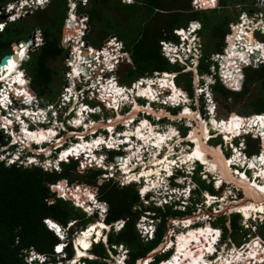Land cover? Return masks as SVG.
Masks as SVG:
<instances>
[{"label":"trees","instance_id":"obj_1","mask_svg":"<svg viewBox=\"0 0 264 264\" xmlns=\"http://www.w3.org/2000/svg\"><path fill=\"white\" fill-rule=\"evenodd\" d=\"M6 1L7 0H0V4H3ZM191 1L192 0H135V3L133 4H124L119 0H90V7L86 8L84 12L88 13L90 23L96 24L98 21L102 23L104 22L105 31H110L111 28H114L116 35L124 41L125 48L129 51L132 59V65L127 63L121 64V66L125 65V67L123 66L124 71H126L127 68L128 73L126 74L129 75L127 78H137L150 75L154 71L160 72L173 70V66L160 53L159 39L173 37V35H171L173 28L186 25L191 20H200L202 23V29H207V27L211 26V38L215 44L214 49L211 51H207V48L204 46L202 47L203 57L200 60L199 72L208 73L209 65L212 63V61L208 59L209 54L214 51L222 53L224 36L229 31V23L231 20L229 16L226 15L222 18L219 17L216 19L215 15L208 16L206 14L207 11L205 10H192ZM66 3L67 0H51L50 4L45 9H40L41 11L37 10L47 15L46 22L37 24L33 23L34 26H38L41 29L44 41L41 46L30 51L28 60L23 62V67L25 68L26 73L31 77V86L34 91H36L38 95L45 96L49 100L53 99L55 94H57L56 87L51 86V84L53 85V79L57 76L58 72L56 67H52L49 64V61L54 60L57 57L62 58L65 51L60 45V38L61 26L67 9ZM236 3H242L243 5L244 3L248 4L249 1L217 0V3H215L213 8H209V10H212L213 13L216 14L218 9L216 7L219 6V9H221L226 5H235ZM107 4L109 7L134 14V18L137 12L142 13L140 17V25L133 30L134 35L131 36V39H126L123 36L121 37L122 28L124 29V26L116 25L111 20L106 19L101 15L102 9L108 7ZM208 4L211 5L210 0L207 1V5ZM38 17L37 14H34L27 17V19L33 20V18ZM23 22L24 19L22 18L0 29V58L9 52L11 47L19 40L28 38L29 30H23L20 27L23 25ZM67 23L70 28L77 29V25L71 26L72 19L69 18ZM76 37H78L77 34L74 38ZM22 45H24V43H22ZM228 45L226 53L229 54V57L226 58H229L227 61L231 64L233 58H236V56L232 57L230 52L236 54V50H233L232 41ZM245 52L246 51H242L243 56L245 55ZM237 56L239 55L237 54ZM224 61L226 64V59H224ZM9 62L11 64L18 63L14 62L13 59H10ZM85 67L86 66H84V68ZM88 69L89 67L86 69V72ZM222 71H224L227 77L232 71L235 72L236 70L234 65H230ZM233 72L231 75L235 76ZM243 73L244 80L242 87L239 90L229 89L217 80L212 87L215 100L223 102L225 107L230 109L229 112L232 111L231 106H235L237 103L242 102V104L251 106L252 113H264V63H261L257 67H245ZM118 74L121 75L120 71H118ZM184 74L185 73H180L177 75V83H179V77ZM170 76V74L167 75V77ZM17 77L20 78V73L14 76L9 75L7 77L10 81V85H12L14 81H17ZM120 78L122 81H126V78L123 75L120 76ZM142 81L143 83H148V81ZM237 82H239V80ZM140 84L142 86V83ZM112 85L113 83H107L106 86L100 88L101 90H99V93L103 94L104 97L109 93H114L115 88ZM115 87L117 86L115 85ZM159 87H161L160 84ZM254 87L256 88L257 93L251 94L250 96ZM142 88L147 89L153 94L150 84L147 87ZM173 89L174 88H172V90ZM185 89L188 92V95L192 97L193 85L190 73L187 74ZM28 94H31V92L29 91ZM177 101L178 97L176 102ZM262 117H264V114L261 115V118ZM251 119L252 117H250V123ZM242 122L244 123L242 120L231 121V126L233 123L232 129H235L236 125H242ZM248 130L254 132V129L251 126ZM50 132L51 131H49V133ZM41 135L42 134L39 132L35 134V136L38 137ZM191 137L190 133L189 138ZM244 137H247V148L245 151L248 154L256 152L257 149L252 148L251 144L252 140L255 144V140L250 138V133L248 131L245 133ZM0 138H2L1 134ZM230 139L231 138L227 140ZM263 141L264 135H262V138L259 140L260 149L257 152L259 154L264 153ZM139 146L144 147L145 145L142 142V144L139 143ZM72 155L73 154H71V156ZM250 158H252L253 161H259L262 157L253 154ZM122 161L123 157H120L118 159L119 165L122 164ZM61 167L62 169L60 171H48L38 166L24 167L17 166L16 164L5 165L0 162V264H25L22 251L30 247L46 253L56 251V244L60 241L53 231L45 226L42 220L43 218L50 217L64 225L70 219H75L82 228L91 221L92 218L86 217L85 213L80 208L75 207L69 199H62L60 194L53 189V186L58 184L56 182L60 179H66L71 183L78 177L77 161L75 159H71L68 163H63ZM100 172V170L91 169L88 173V177L94 180ZM60 185L61 188L58 190H64L63 184L61 183ZM201 186L202 188L209 190L211 193H216L211 184L202 183ZM82 190L83 189H81L80 192L74 193V197L78 201H84L87 198L83 197ZM98 193L100 198L106 200L109 205V210L105 218L107 224L122 218H126V220L123 227H121L116 233L113 231L108 233V245L101 240L93 242L92 238L95 237L93 233L89 237H83L82 233L84 232V228L81 229L82 232L77 231L73 235L75 243L74 256L76 255V250L82 248V251H78L85 253L83 257H93L92 253L99 257L94 259L86 258L85 261L89 264H104L105 262L100 258L109 257L108 249L114 250L112 247L113 243H124L127 245L129 248L127 263L135 264L138 258L145 256L162 240L165 229V217L169 213L182 214L180 211L170 212V209H166V211H164L165 213L162 212L161 214L162 222L157 229L155 239L143 242L135 229V221L141 213L137 208L134 209V206H138V203H140L136 189L133 186L118 187L115 183L104 181L102 184L98 185ZM196 193H199V190H197ZM191 210L192 209L189 207L187 211L191 212ZM237 218V214H231L229 217L234 229L239 226L236 221ZM226 220L227 218H220L216 221L214 220L223 225L225 233L228 230L225 226ZM98 222L104 224L101 220H98ZM93 225L96 226V221L88 224L86 231ZM192 227L195 228L198 227V225H192ZM99 229L100 227L96 226L94 232ZM77 239H83L86 243H89L91 253L88 251L89 248L84 249L80 244H77ZM258 244L264 248V244L261 243L260 239L258 240ZM65 251L68 258L73 253L70 240L67 241ZM168 254L169 253L155 256V261L151 264H156L159 260L166 258ZM257 254L262 256L260 254V249L258 248Z\"/></svg>","mask_w":264,"mask_h":264},{"label":"clouds","instance_id":"obj_2","mask_svg":"<svg viewBox=\"0 0 264 264\" xmlns=\"http://www.w3.org/2000/svg\"><path fill=\"white\" fill-rule=\"evenodd\" d=\"M26 1H27V3L31 2L32 7L30 9H38L39 10V9H43L44 8L43 6H41L42 4H38L36 2V0H33V2L30 1V0H26ZM88 1L89 0H69V1L67 0V3H66L67 9H66V11L68 10V14L70 15L72 13V10L75 9V7H77V6L78 7L86 6V3ZM47 2H48V0H45L44 4H46ZM50 2H51V0L49 1L48 5L50 4ZM124 2L127 3V4H132L133 2H135V0H130V1L124 0ZM27 3H24V5L27 6ZM72 4H73V7L71 6ZM250 4L246 3L247 7H243L242 3H236L235 5H241V8H243V9L247 8V10H249V9H251V5ZM235 5H234V7H236ZM207 9H209V8H207ZM28 10H27V12H28ZM203 10H205V9H203ZM8 17H10V16L7 13L4 12L2 20H5L6 23H8V24L15 22L17 19L18 20L22 19V18H20L21 15L19 17H16L15 19H11V20H10V18L8 19ZM66 21H67V19H66ZM192 21L199 22L201 24V27L199 29H195L191 33H188L186 31V27H188L189 23L192 22ZM79 22H80V20H79ZM230 22H232V21H230ZM66 23L64 24L65 26H66ZM86 24H87V22H86ZM64 25L62 24V26H64ZM62 26H61V29H62ZM33 28L31 30H33ZM180 29H182L183 32H179L178 33V32L175 31V30L180 31ZM31 30H29V32ZM39 30H40L41 35H42V31H41L40 28H39ZM74 30L76 31V29H74ZM201 30H202L201 21L200 20H191L186 25L178 26L176 28H173L172 29V33H171V35H173V37H167V38L159 39L158 43H159L160 53L173 66L174 69L171 70V71H160V72L154 71V72H157V75L156 76H152V77L150 75L137 77L133 84H135V82H139L140 80H145L146 81V80H149L150 78H152V79L153 78H157L158 79L159 77H162V74L168 73V72H169L168 74H174L172 79H173V84L175 86H177L176 82H175V78L177 77V75L180 74V73H186L188 71H190L192 73V76H194L193 72H196L197 75H199L201 77V79L204 76L207 77V78H210V80L208 82H205L203 80V82L200 83L201 86L198 87V90H199L198 91V96H199V98H202V99L204 98L206 103L212 104V106H213L211 111H209L208 107L206 108L208 118H206V116H202L201 115L203 120L209 121L210 118L213 117L214 112H215V108H216V105L213 102L212 87L217 82V80L220 81L223 85H224V83L222 82V79H221V77L219 75L220 70H219V64H218L217 60H214V59L210 58L212 53L213 54L217 53L215 51L214 52H210V54H209V58L208 59L212 61V63H210V65H209V72L208 73L207 72H204V73H200L199 72L200 60L203 57V49H202L203 46H202V42H201V39H200L201 36L199 34V32ZM32 33L31 34L29 33V36H28L27 39H21V41L24 42V41L28 40L30 38V36L32 38L33 37ZM70 33H72V32H70ZM75 33H77V31ZM75 33H72V34L76 35ZM228 33L229 32H227L226 34H228ZM180 35H183V39L182 40L180 39ZM84 36H85V32L81 36L79 35L78 37H76V39H74L72 42L67 43V44L71 45L70 50H72L74 52H77L78 49H80L81 53L79 55L82 54L84 58L85 57H90L89 59H90V61L92 63V61H94V56L96 54L95 51L99 50L100 48H102L103 53L100 54V56L102 57V60L104 59L103 57L106 58V56H107V55H105V53L108 54L110 52V56L111 57L113 55H116L123 62L127 60L126 63L132 64V59H131L130 53L125 48V44H122V43L120 44V42L123 41L121 38L118 37L119 39H117L116 36L115 37H111V38H115L114 40H110L111 38H108L99 47H96V46H93V45L89 44L87 41L85 42V39H83ZM194 36H196L198 38V40H199V45L200 46L198 47V50L201 53V55L199 57H196L194 55V53H196L194 51V48H193V45H192ZM42 40H43V35H42ZM108 40H110L109 44H108ZM62 41H61V38H60V45L65 50L64 51V56H62V58L66 59V61H67V59L72 60L73 58H72V56H70V53H67L68 50L65 48V45L63 46L61 44ZM112 41H115V43L114 44L111 43ZM167 41H170V42H172V43H174L176 45V47H177L176 51H171L169 48H165L164 47V45H165V43H167ZM162 42H164V43H162ZM81 43H83V45H81ZM123 43H124V41H123ZM42 44H43V42L39 46H41ZM117 45H119V47H117ZM38 47H36V48H38ZM36 48H33V49L35 50ZM90 48L92 50H90ZM111 48H116L117 50L114 51ZM224 48H225V39H224V46H223L222 49L224 50ZM30 51H32V50H30ZM121 52H125L126 54L123 55V56H119L118 53H121ZM12 53H13L12 50H10L6 54L11 55ZM222 53H224V51H222ZM222 53H219V54H222ZM176 54L178 56H175ZM5 55H3V56H5ZM173 58H174V60H172ZM89 59H87V60H89ZM19 60H20V58H19ZM20 62H21V64H18V65H21V67L20 68L17 67L18 71L20 72V74L22 73L23 77L27 80L28 89L31 92V94L34 93V92L36 93V91H34V89L31 86V77L26 73V70L23 67V62L24 61L20 60ZM81 62L82 61H78L76 59H73L72 63H68V61H67L68 70L66 71V73H70L71 74L74 83H73V86H72V84L69 85V81H68V84H66V85H69V87L71 89L70 94L74 95V97H75L74 98L75 99L74 103L72 101L71 96H70L69 100H67V101L62 99L65 102V103H62L61 102V94L60 93H59V100H57L55 102L53 101V99L49 100L45 96L38 95L37 93L33 94V95L27 93V96H31L33 99L29 103H25L24 101L27 99V96L23 95L24 92L21 95L13 94L12 91L9 90V88H6V91H4V92H0V101L5 95H7L8 99L12 101V103H8L7 101H4V103L0 104V117H3L7 122L11 121L10 124L9 123L4 124L1 121V119H0V124H4L5 125V128L4 127H0V134L2 136V138H0V156L3 157V159H0V162H2L5 165L16 164L17 166H24V167L38 166V167L43 168L40 163L42 161H49L52 164L51 169H44L43 168L44 170L60 171L62 169V167H61L62 164L63 163H68L71 159H75L77 161V168H80V164H84L85 165V162L88 163L89 159H91L92 156H95V155L96 156H104V155H106L107 157L104 160V164L103 165H105L107 167H105V166L101 167L100 165L99 166H95V167L85 166L83 169H86V170H88V169L89 170H91V169L92 170H100L101 172H100L99 175H103V176L107 175V177H108L107 180H109V181L112 180V183H115L117 185L116 181H113L114 180V173H116L117 171H120V169H119L120 166H118L117 161H115V157H118V158L124 157V155L126 153L125 146H127L128 142L127 143H123V142L120 143L119 144L120 147L118 149H115L114 147L113 148H107L106 145H105V147H103L101 145V146L97 147L98 149H94V153H92V152H90V153L89 152H86V153L80 152V156L72 155V156H69V158H67V159H65L63 161L60 160V156H61V154L63 152L67 151L70 146L73 147V145H75V142L78 143L80 141L77 137L74 136V133L75 132H79L80 130L84 129V127H82L81 129H73L74 127L71 124H68L66 122V118L63 115V113L65 112L67 107L69 105H71V104L74 106V108L80 107V103L81 104H88L89 107H92V106L93 107L94 106L97 107L96 105H99V107H100L101 105L106 104V102L103 101L104 100L103 98L101 100L99 99V97L97 95V92L99 90H101L100 88L103 87L105 85V83H108L109 79H111L112 82L117 84L118 87L123 88L125 90L124 94H128V96H129V94H134L131 97H127V100H124L123 101V105L121 107H119L120 108V112L123 115L128 113V112H130L134 104L137 107H141L142 108L137 113V115L133 118L134 122L131 121V124H129V125H132V127L138 126L140 121H142L144 118H146V120L149 121V124H152V122H151V120L149 118V116H151V114L146 113V112H148L147 110H145L146 108L153 109L155 111V113H159V112H156L158 110H164L166 112V114L165 115H161V117L167 116V113H170V111H171L170 109H175L176 110V111L175 110L171 111L170 115H175V114L179 115L182 112V110L185 108L184 106L186 104L189 107H191L192 110L195 112V109L192 107L191 103H188V99L190 97H189L187 91H184L182 88H180L178 86H177V89L179 90V93H182V95H178L179 101L176 104H171L167 100V97L170 96L169 93L172 92V89L169 86L165 87V88H162V89H160L161 87H157V89H158V90H156L158 92L157 96H153V97H155V99H153V98L148 99L146 97V95H144V96L138 95V93H136L135 87L133 88L132 86L122 85L121 83H118L117 80L114 77H112V72L114 71V68L116 67L115 65L117 63H119L120 61L119 62L118 61L114 62L113 60H111V61H109V64L106 63V62H100V65L102 67H104V68H106L105 67L106 65H108V66L111 65L112 66L111 68L109 67L110 69L106 68L107 74L104 75L105 76L104 79L103 78L99 79L97 76H93V75L89 76V77L88 76H80L81 74L79 75V73H77V71H78L77 65L81 64L80 67H82L83 64ZM121 64H123V63H120L119 65H121ZM211 65L214 66V69H215V73L212 74V76L210 75L211 74V70H210V66ZM193 68H195V71L193 70ZM88 71H89V69H88ZM87 72H86V67L84 68V66H83L82 73L85 74ZM96 72H99V71H96ZM24 74H25V76H24ZM242 74H243V80H244V73L242 72ZM2 75H0V76H2ZM84 77H88L90 79L92 78L91 80L90 79L87 80V83H86L87 87L86 88H83L82 84L80 82L82 80V78H84ZM106 78H107V80H106ZM26 80H25V82H26ZM243 80H242L241 85H240L239 88H233L232 90L241 89ZM92 81H94L95 83L93 84ZM53 82H54V79H53ZM2 85L7 86V84H6L4 79L0 80V87ZM192 85H193V83H192ZM51 86L54 87V85H52V84H51ZM225 87H227V86H225ZM193 88H194V86H193ZM79 90L83 91V94L85 95L84 98H81V95L78 92ZM131 90H134V91L131 93ZM57 94H58V92H57ZM36 95L38 97H43V99H46V101L40 102L39 98ZM195 95H196L195 91H193V98H194ZM141 97L144 98V100H146V104L139 103V101H141V99H142ZM36 99H37V101H35ZM87 99L94 100V101L96 99V100H98V103L91 105L90 103H88L86 101ZM165 101L167 103H165ZM151 102H153V104H155V103L161 104L164 107H159L158 108V107L154 106ZM49 105H51V106H49ZM20 108H25V109L32 110V111L36 110L37 113H36V115L33 116L35 120L32 121V118L28 117V115H25L24 111L20 112ZM52 110H54L56 113L52 114ZM111 110H113V109H111ZM97 112L98 113H96V111H92L90 114L98 115L99 111H97ZM142 114H143V117H140V115H142ZM211 114H212V116H211ZM260 114H262V113H259V114L250 113L248 115H243V118L244 119H249L250 117H256L257 115H260ZM111 116L115 117V114H113ZM155 117L160 118L157 115H155L153 118H155ZM175 118H177V117H175ZM175 118H172V120L174 122L176 121ZM93 119H95V118H93ZM179 119H180L179 122H180L181 125H184L185 127H187V129L191 128V126L188 127V125H189V123H188L189 120L188 119H186V118L185 119L179 118ZM20 120H23V122H21ZM84 120L88 121V119L86 117H85ZM95 120H96L95 122H99V118H96ZM192 120H194V119H192ZM108 121H109V116L103 122H108ZM27 122H28L27 130H33V129L36 130V129L39 128V130L42 129L43 131H45L47 133H49V131L51 130V133L54 132V133H56V135L55 136L50 135L48 139H45V141H47V142H43L42 141L40 143H37L35 141L32 142V139H30L31 141H29L27 139V137L25 136V134L23 133L24 129H26L24 124L27 123ZM34 122H35V124H34ZM58 122H62L63 125L66 127V129L65 130L62 129L59 126ZM119 122H122V121H119ZM158 122L160 124L165 125L166 126L165 128H166L167 131L169 129H171V128L167 129L168 127H171L170 124H166V123L162 122L161 120L160 121H156L154 123V126L157 127L158 129L160 128V126H157ZM122 127H123V129H125L126 128L125 124H122ZM240 127L245 129L244 125H241ZM115 128H117V126H115ZM172 128L176 131V133H178L179 137H181V142H182L183 146H188L189 144H191L192 146L195 145V142L192 141L189 138V136H187V134L185 132L180 133L179 130L176 127H172ZM87 130H91V129H87ZM93 130L95 131V134H92L89 131L88 133L84 134L85 138H82V140H86V142L87 141H91V139L94 136L96 137V136H98L100 134V135H105V137H106V133L107 134L109 133L108 128L104 129L105 133H100V132L96 133L98 131L97 127H95ZM214 130H215L214 134H213V132H211L210 135H212V136L209 137V135H208V138L206 139V142L208 143L209 141H211L209 139L215 138V139L219 140L215 144H220V146H222L225 143V145L230 148V153L226 154L225 152H223V150H220V151H221V154L224 156L226 161H228L230 159V157L234 153V151H238L241 154L240 157H243L244 161H247L246 159L250 158L253 154H256L258 152V150H257L256 152L247 155L245 153V151H244L245 148H246V144H245L244 140H239V141L235 142L230 137L231 139L228 142V140L225 138L227 136H230L227 133L228 130H221V128H219V127L215 128ZM123 131H121L120 135H122ZM246 131H248L250 133V136L252 137V139H257L258 145H259L258 147H260V144H259L260 143L259 142L260 133L257 132L258 134H256L252 130H246ZM90 134H92V135H90ZM15 136H17V139H15ZM119 136H117V137H119ZM136 137L137 136L135 134H133L131 140L135 141ZM57 138H61V142H59L58 145L56 143ZM122 138H125V137H121V139ZM104 140H105V138H104ZM174 140H175V137H173V139H170L169 141L171 143ZM13 141H15V142H13ZM169 141L164 143V146H162L161 149L159 150L158 155L160 157L163 156L166 153V150H167L168 146H172V145H170ZM39 144H43V145L39 146ZM241 144H243L244 147H241ZM51 146H53L54 149L48 153L47 150ZM43 148H45V151L42 152L41 149H43ZM56 153L58 154V157H55ZM110 153H111V155H110ZM12 154H15L16 156L14 157V156H12ZM87 154H91L92 156H88ZM108 155H110L111 158ZM31 157H34V158L36 157L37 161L33 160V163L28 162V159H30ZM38 157H42V159L38 160ZM191 163L193 164V166H191L190 169L186 170V169L183 168V165H185L186 162H183V163L179 164V162L176 161L175 164H172L171 170L170 171L167 170V172L164 174L165 177H163V178L166 179V182H164V180L157 181L155 186H153V187L149 186L147 188L149 191L147 193H144L143 195L141 194V191H140L141 188H144V187L140 186L141 185V183H140L141 180H139L140 182H138V181L134 182V184H138L139 183L138 187L136 188V191H137V193L139 195L140 203H138V206H136V205L134 206V209L137 208L141 212L139 214L138 218L135 221V229H136V232H137V234L139 236L148 237L153 232L156 233L158 227L161 225V222H162V215L161 214H162V212L166 211V209H170V212L171 211H180L182 214H180V213H178V214H170L169 213L165 217V220L183 219L185 216H188V215L190 216L191 213L194 214L195 210H197V209H199V211L201 209H204V207L206 206V205H204V203L206 202V199L203 198V195L206 192H210V191L207 190V189L202 191L200 189V187H199V184L193 179L194 175H196L200 171V167H203V173L205 174L206 179L208 177H210V179H211L210 184L213 187V190L216 192L215 194L210 192L211 195L212 196H216V197H217V195H219V192H218L217 188H218V186L221 187L224 184V182H223V184H222V182L217 184V181L220 179L219 176L217 174H215L214 172H209L206 169H204L206 167V165L204 163H202L200 160H197V162H191ZM247 165L248 164H246L244 166V164L240 165V164H237V163H233L230 166L228 165V168L233 170L232 173L237 172V173L241 174L243 172H247L249 175H251L252 171H251L250 168L247 167ZM140 169H141V167H137V172ZM169 173H172V175H169ZM119 177H120L119 181L120 182L121 181L124 182L123 178L121 176H119ZM61 180H66V179H60L57 182H59ZM143 184L145 185V183H143ZM66 186H68V184H66ZM118 187H125V182H124L123 185H121L119 183ZM55 190L60 194L62 199H69L75 207L80 208L85 213L86 217L92 218L91 221H94V220L98 221V219H96L97 214H100V215L103 214V221L102 222L105 225H108L109 229H107V233H105L106 228H103L102 237L104 238V235H106V239H104L105 240L104 243L106 245H108L107 244L108 233L111 232V231L116 233L118 231V230H114L113 229L115 227V226H113L114 222L108 223V224L105 222V218H106L108 210H109L108 202L106 200L100 198L98 192L96 194L95 192H90L89 191L88 193H89V195H91L93 197L92 199L88 198L85 201H78L74 196H72L71 194H68V192H67L68 190H65V187H64V190H62V189L60 191L58 189H55ZM197 190H199V193H196ZM224 193H226V192H224ZM196 196H198L197 199H196ZM199 203H201L202 206H200L197 209H193L195 207V205H198ZM98 204L104 206L102 210L97 208ZM216 204H217L218 208L221 205L219 203V201H214L213 200V205L215 206ZM92 205L94 207V211H93L92 214H88L87 211L90 208V206H92ZM213 205H212L211 208H213ZM189 207L192 209L191 212L187 211ZM206 209H207V207H206ZM208 211H209V209L205 210L204 212H206L208 214ZM231 214H237L238 217H239V215L242 216V213L240 211H234V213H231ZM207 216H209V215H207ZM209 217H211V216H209ZM211 218H213V217H211ZM242 218H244V217L242 216ZM122 219H124V222H125L126 218H122ZM42 220H43V223L45 224V226L49 230L53 231V233L58 237L60 242L56 244V248H57L58 245H64V248H63V250L61 252L55 251V252H51V253L40 252V251H37L36 249H34L33 247L27 248V249L22 251V255H23V258H24L23 260L25 261V264H73V257H74V252H75V249H74L75 248V243L73 242L74 241V238H73L74 234L71 231V229L73 227H75V225L77 224V220L70 219L65 225L61 224L57 220H55L53 218H50V217L43 218ZM48 220H51L53 223L57 224L58 227H60V229H61V234L60 235L56 234L55 229L49 228L48 224L46 223V221H48ZM194 220L191 221L190 224L187 223V224H182V225H184V227L188 228L190 225H193V224H196V223L199 222V221H194ZM73 222H75V223H73ZM167 222L168 221H165L164 236H163V238L161 240V243H163V241L166 238V232H167L166 224H167ZM88 224H86V226H88ZM139 224H141V225H139ZM226 224H229V220L228 221L226 220ZM70 225H71V227H69ZM86 226L83 227V228H86ZM141 226H143V227H141ZM208 226H213V225L208 223ZM83 228H81V229H83ZM81 229L78 230V231L82 232ZM145 229H147V231H145ZM211 230L214 231L215 235H216L217 232H219V231H217L214 228H211ZM142 231H144V235H142ZM75 232H77V231H75ZM186 233H187V231H186ZM219 234H220L219 236H217V235L215 236L214 235L215 239L213 237H211V236H208V238L204 237V239H200L199 240L200 243H195L194 244L193 248H197L199 246H204V245L208 244V246L210 245L211 248H215L216 249L215 252H210L209 251V252L203 253L201 255V257L198 258L199 259V264H218V263L222 264L223 263L221 259H218V257L219 256L222 257L223 254L226 255L227 248H225V246H223V240H222L223 232L222 233L219 232ZM92 239H93L92 240L93 242H98V241L95 240V237L92 238ZM68 240L71 241V246H72V249L74 250V252L72 253V255L69 258L66 256V251H65V248L67 246V241ZM214 240H215V243H213ZM229 240L231 241L230 237H229ZM92 243H91V246H92ZM174 243L176 244L175 241H174ZM160 244H158L155 248H153L148 253L152 252L155 249H158ZM251 245L254 248H256V246L258 244H251ZM112 247H113V249H115V248L119 247V244L118 243H113ZM175 247L176 246H173V244H172V247L168 246V247H165L164 249H162L161 251H166L169 254H168V256L166 258L159 260L156 264L167 263L170 258H172V257H174L176 255L178 257H180L181 254H177L176 253L177 250H176ZM90 249L91 248L88 249L89 252H90ZM236 249H238V247ZM124 250L120 254H116L114 252V250L108 249V252L110 251L109 252V257L111 255L112 259L114 260V261H112L110 259L113 262V264H128L127 263V259L129 257V249L127 250V254H124L125 253ZM224 250H225V253L223 252ZM249 250H250V248H249ZM148 253L145 256L138 258L136 260V263H137V261H140L142 258L146 257L145 260L148 259V256H147ZM200 254L201 253H199V251L196 249L195 253L191 257L183 259V256H182L180 258V261L177 264H188V261L191 260L193 256L196 255L197 257H199ZM157 255H158L157 252L154 253L149 258L148 261L143 260L144 263L142 262V264H151L152 262L155 261V256H157ZM92 256L93 257H88L87 256V257L79 258V260L77 262H75V264H85V259L86 258L87 259L99 258L93 253H92ZM40 257H43L44 259L41 260ZM109 257L100 258V259L105 261L104 259H108ZM224 259H227V261H228L229 260V256L224 257ZM226 264H242V263L229 260V262L226 263Z\"/></svg>","mask_w":264,"mask_h":264},{"label":"rangeland","instance_id":"obj_3","mask_svg":"<svg viewBox=\"0 0 264 264\" xmlns=\"http://www.w3.org/2000/svg\"><path fill=\"white\" fill-rule=\"evenodd\" d=\"M49 1L50 0H48V2L46 3V4H42L41 6H43L44 8L43 9H45L47 6H48V3H49ZM69 1V0H68ZM121 3H124V4H127V3H125L124 2V0H119ZM133 3H135V2H133ZM132 3V4H133ZM3 5H5V2L3 3ZM72 7H73V4L71 5ZM107 6L108 7H104L103 9H102V11H101V15L104 17V18H106V19H109V20H111L113 23H115L116 25H121V26H124V29L122 28V33H121V37L123 36L124 38H126V39H131V36H133L134 35V32H133V30L138 26V25H140V17H141V15H142V13H140V12H137V14L135 15V18L133 17L134 16V14H130L128 11H126V12H124L123 10L121 11V10H119V9H116V8H113V7H109V5L107 4ZM90 7V0L86 3V6H81V7H75V9H73L72 10V13L69 15L68 14V10L65 12V15H64V18H63V22H62V24L64 25L65 23H66V19H68V18H70V19H72V17L71 16H74L75 15V17L78 19V22H79V20H81L82 18H85V17H87V20H86V22H87V24H86V29H85V36H84V38L83 39H85V42L87 41L89 44H91V45H93V46H96V47H99L106 39H108V38H111V37H117V39H119L118 38V35H116V33H115V29L114 28H111V30L110 31H105V23L103 22H96V24H92V23H90L89 22V18H88V13H85L84 11H85V9L86 8H89ZM216 8H218L217 9V12H216V14H214L213 13V11L212 10H209V9H205V11H207L206 12V14L208 15V16H211V15H215V18L216 19H218L219 17L220 18H222L224 15H226V16H229V18H230V20L232 21V22H235L236 20H237V15H238V13H239V10L241 9V7H234V4H229V5H226V6H224V7H222L221 9H219V6L218 7H216ZM245 10H247V8H244ZM38 9H29L28 10V12L27 13H24V12H22V14H21V17L20 18H23L24 19V22H23V25L22 26H20L21 27V29H23V30H31L33 27H34V24L33 23H44V22H46V14L45 13H42V12H39V11H37ZM40 10V9H39ZM200 10H203V8L202 9H199L198 11H200ZM37 11V12H36ZM41 11V10H40ZM1 10H0V16H1V18H0V21H2V18H3V14H1ZM36 15L37 14V16H39L38 18H33V20H28L27 19V17H29V16H31V15ZM102 17V18H103ZM103 18V19H104ZM18 20V19H17ZM70 23V22H69ZM4 26H7L8 25V23H4L3 24ZM73 25H75L74 24V22L72 21V24H71V26H73ZM79 27V25H77V28ZM35 30H39V27L38 26H35L34 28H33V30H31L29 33L31 34L33 31H35ZM106 32V33H105ZM229 32V31H228ZM104 33H105V35H104ZM199 34H200V39H201V42H202V46H204V47H206L207 48V51H211V50H213L214 49V42H213V40H212V38H211V26H209V27H207V29H202L200 32H199ZM228 34H230V33H228ZM228 34H226V36L228 35ZM107 35V36H106ZM226 36H224V39H225V37ZM244 36H246V38L247 39H249V41L251 42V37H250V34H246V35H244ZM253 38L255 39V40H259V41H264V35H262V34H259L258 32H255L254 33V36H253ZM243 39V41H246V39L245 38H242ZM159 42V41H158ZM247 42V41H246ZM124 44L123 43V41H121L120 42V44ZM204 44V45H203ZM208 44V45H207ZM65 48L68 50V52L67 53H70L71 52V50H70V48H71V45H69V44H67V46H65ZM32 50H34V49H32ZM19 51V50H18ZM30 51V50H29ZM26 52V48H24V51H19V56L21 55V53H22V56L24 55V53ZM110 54H107V56H109ZM64 56V55H63ZM2 58V57H1ZM0 58V59H1ZM102 58V57H101ZM10 59H13V58H10V57H8L7 59H6V61H5V65H7V63L9 62V60ZM102 61V60H101ZM127 61V60H126ZM126 61H122V60H120V62L119 63H117L115 66V68H114V71L112 72V77H114L116 80H117V82L118 83H121L122 85H126V86H134L135 84H133L134 83V81H135V79L136 78H134V77H131V78H127L129 75H127L126 73H128L127 72V68H126V71H124V67H125V65H123V66H121V65H119L120 63H123V64H125L126 63ZM99 63V62H98ZM19 63H17V64H9L8 66H6V68H2V70L3 69H5V71L7 72L8 70H12V69H17V65H18ZM49 64L52 66V67H56L57 68V70H58V72H57V76L54 78V82H53V85H54V87H56V91L58 92V94H55V97L53 98V101L55 102V101H57V100H59V93H60V91L64 88V86L66 85V84H68V78L66 77V71L68 70V67H67V61H66V59H64V58H61V57H57L56 59H54V60H51V61H49ZM128 64V63H127ZM132 65V64H131ZM106 66H108V65H106ZM212 67V65L210 66V68ZM194 70H195V68H193ZM118 71H120V74L121 75H119L118 74ZM122 71V72H121ZM190 73V75H191V77H192V83H193V86H194V88H193V91H195V96H194V98H193V96L191 97L190 95H189V99H188V103H191V105H192V107L195 109V112L193 111V110H191L190 108H185V109H188V111L187 112H185L184 111V115H183V118L182 119H188L189 121H188V123H189V125H188V127L189 126H191V128L190 129H187V127H185L184 125H181L180 124V122H179V118L180 117H178L179 115L177 114H175V115H170V113H171V111H173V110H175V109H170L169 111H170V113H167V116H164V117H161L160 116V118H157V117H155V118H153L154 116H155V114L152 112V114L148 111V112H146V113H148V114H151V116H149V118H150V120H151V122H152V124H150V125H152L151 127L148 125V123L146 122H143L141 125H139V126H136V127H132V125H130V126H128V124H126L125 125V127L126 128H129L128 130H130V133H131V135H129V136H132L133 134H136V136L138 137V140L139 141H141V142H143L144 143V148L143 147H140L139 146V143L140 142H138L137 140H135V141H133V142H131V140L129 141V143L131 144L129 147H128V151H129V156H132V160L134 161V163L135 164H139V161H147V162H149V161H152V160H154V159H158L157 161H162L163 159V161H162V163L161 164H159V168L160 167H162V168H164V169H167L168 167H166V163H169L168 161H170V157H169V154H170V150L172 149V151L173 152H175L174 153V157L175 158H173L172 160H175V161H177V162H179V164H181L180 163V161L182 160L183 162H186L185 161V159H186V157H185V153L187 152V151H190V150H192V152H193V149H192V147H194V145L192 146L191 144H189L188 146H183V144H182V142H181V137H179V135H178V133H176V131L172 128V127H176L178 130H179V132L180 133H183V132H185L186 134H187V136H189L190 135V133H191V140H194L193 139V137H194V134L195 135H198V134H200L199 136H200V140H201V143H202V146H203V148L204 149H206V152H207V155H208V159H210V161H209V164H212V163H216L217 161H215L214 162V160H220V153H219V150H223V152H225L226 154L228 153H230V148L228 147V146H226L225 145V143L222 145V146H220V144H215V143H217L219 140L218 139H215V138H211V139H209V140H211V141H209L207 144H208V146H206L205 144L203 145V142H205L206 141V139L208 138V135H209V137H211L212 135H210V133L211 132H213V134H214V132H215V130H214V128H212L211 127V129L209 130V132H208V128H210V125H211V123H209V122H207V121H205V120H203V118H202V116H206V118H208V116H207V110H206V108L208 107L209 108V111H211V109L213 108V106H212V104H209V103H206L205 102V99L203 98H199V96H198V87H200L201 86V84L200 83H202L203 82V80L205 81V82H208L209 80H210V78H207V77H203L202 79H201V77L199 76V75H197V73L196 72H193V75L194 76H192V73L190 72V71H188V72H186L184 75H181V77H179V83H177L176 82V79L178 78V76L175 78V82H176V85L178 86V87H180V88H182L184 91H186V89H185V84H186V79H187V74H189ZM88 73H85V74H83L84 76H88L87 75ZM107 74V72H105L104 73V75H106ZM10 75V73H8L7 75H6V78L8 77ZM124 76L125 78H126V81H122V79L120 78V76ZM157 75V72H152V74H150V76L152 77V76H156ZM164 75L165 74H162V78H160L157 82L160 84V86H163V87H161V89L162 88H165V86L164 85H170L171 83H172V79H171V77L173 76L172 74H171V77L169 78V77H167V78H164ZM95 76V75H94ZM145 76H148V75H145ZM197 78H196V77ZM113 78V79H114ZM21 79H23V80H26L24 77H21ZM88 79H90V78H88V77H84V78H82V80L80 81L81 82V84H82V87L83 88H86L87 87V85H86V83H87V80ZM92 79V78H91ZM90 79V80H91ZM171 79V80H170ZM131 80V81H130ZM149 80H153V81H155V80H157V78H150ZM149 80H146V81H149ZM27 81V80H26ZM71 82V80L69 81V83ZM107 82V81H106ZM140 82V81H139ZM92 83L94 84L95 82L94 81H92ZM136 83V82H135ZM138 83V82H137ZM27 84V83H26ZM139 84V87H138V90H139V92H145L146 93V96L147 97H150V98H153V96H155L154 94H152L150 91H148L147 89H144L143 88V90L141 91V88H142V86H141V84L140 83H138ZM146 84V83H145ZM158 84V85H159ZM173 84V83H172ZM7 85H9V84H7ZM107 85V83H105V85L104 86H106ZM153 86H152V83L150 84V88H152ZM168 87V86H167ZM134 88V87H133ZM174 89L172 90V93L174 94H177V92H179L178 90H177V87H173ZM228 88H230V87H228ZM21 89H23L24 91H27V89H28V87H27V85H21ZM230 89H233V88H230ZM235 90V89H234ZM28 92H29V89H28ZM148 92H150V94L148 93ZM156 92V91H155ZM154 92V93H155ZM136 93H138L137 92V90H136ZM188 93V92H187ZM257 93V90H256V88L254 87L253 89H252V91H251V93H250V96H251V94H256ZM33 94H36L35 92L34 93H32L31 95H33ZM98 94H100L99 93V91H98ZM114 94H117L116 93V91H115V89H114ZM156 94V93H155ZM171 95L170 97H173L174 99H170L171 101H173V100H175L177 97H178V95ZM104 95H107V94H104ZM37 96V95H36ZM176 98H175V97ZM249 96V97H250ZM38 97V96H37ZM39 98V101L40 102H42V101H46V99H43V97H38ZM142 98V97H141ZM199 98V99H198ZM177 100V99H176ZM175 100V101H176ZM88 103H90L91 105H93V104H96V103H98V100H96L95 99V101L94 100H89V99H87L86 100ZM213 102L215 103V105H216V108H215V112H214V116L217 118V120L219 121V120H225L226 121V123H224L225 125H229L230 123H231V121H233L234 122V120L232 119V120H230L233 116H237V117H239V119H244L243 118V115H248V114H250V113H252L251 112V106L250 105H245V104H242V102H239V103H237V105H235V106H231V109H232V111L231 112H229V110L230 109H228V107H225V105H224V103L223 102H221V101H217V100H215V98H214V95H213ZM221 102V103H220ZM139 103H144V104H146V100H144V98H142L141 99V101H139ZM152 104H153V102H151ZM172 103V102H171ZM148 105V104H147ZM146 105V106H147ZM154 106H156V107H164L163 105H161V104H158V103H155V104H153ZM153 106V107H154ZM136 105H134V109H133V111H136L135 109H136ZM189 107V106H188ZM142 108L141 107H138L137 108V111H140ZM184 109V110H185ZM97 110L99 111V114L98 115H96V114H90V113H88V114H84V116L87 118V119H89V118H99V122H95V123H106V122H103V121H105L106 120V118L109 116V119H111L112 118V116L111 115H113V114H115V116H117L118 115V113H117V111H115V112H113V111H110V109L109 108H107L106 106H105V104L104 105H101L100 107H98L97 108ZM146 110H147V108H146ZM161 111H163V110H158V111H156V112H161ZM176 111V110H175ZM119 112H120V110H119ZM138 113V112H137ZM137 113H135V114H129V116L126 118V119H129V120H132V118L133 117H135L136 115H137ZM78 116L80 117V115L82 114L81 112H80V109H79V112H78ZM120 115V114H119ZM123 114L121 113V116H122ZM125 116H127L128 114L126 113V114H124ZM202 115V116H201ZM82 116V115H81ZM187 116H189L190 118H187ZM211 116H212V114H211ZM78 117V120H81L82 121V119L81 118H83V116L81 117V118H79ZM140 117H143V114L142 115H140ZM168 117V118H167ZM175 118V117H178V118H175L176 119V121L174 122L173 120H172V118ZM198 117V118H197ZM192 119H194V120H192ZM262 119H264V117H262ZM162 121V122H164V123H166V124H170L171 125V127H168L167 129H169V128H171V129H173L174 131H175V133H176V135L174 136L175 137V140L174 141H172L171 143H170V141H169V143H170V145H172V147H171V149L169 150V152H166V154L164 155V157H160V156H158V149H159V146L160 145H162V144H164V143H166L167 141H162L160 144H158L156 147L157 148H155V151H151L150 150V147H149V145H150V142H149V137H150V135L148 134V132H153L152 130H154V129H157L158 130V128L157 127H155L154 126V123L156 122V121ZM245 120V123H243L242 125H246L245 126V129H239L238 128V131H236L235 129H232L233 130V132H231V133H229V132H227L230 136H227V137H225L226 139H229L230 137H232V135H234V134H236V133H239V132H242V134L240 135V137H238L239 139H241V140H244L245 141V144H246V148H247V142H246V139H247V137L245 138L244 137V135H245V133L247 132L246 130H248L249 128H246L248 125H249V123H250V118L249 119H244ZM116 121V120H115ZM134 122V121H133ZM141 122V121H140ZM149 122V121H148ZM229 122V123H228ZM95 123H93V124H95ZM93 124H91L92 126H94ZM122 124H125V121L124 122H117V124L115 125V126H117V128H115L116 130H119V131H123L124 129H123V127H122ZM140 124V123H139ZM147 125V130H149L148 132H146V131H144L143 132V129H144V125ZM214 124V123H213ZM253 124V123H252ZM175 125V126H174ZM225 125H223V126H225ZM91 126V127H92ZM157 126H160V128H159V132H166L167 130H166V126L165 125H163V124H160L159 122H158V124H157ZM200 126L202 127V130H200V132H197V131H195V129H197V130H199L200 129ZM203 126L205 127V128H207V129H204L203 128ZM95 127H96V125H95ZM194 127H196V128H194ZM233 127V123H232V126H231V128ZM249 127V126H248ZM82 127L80 126V127H77V128H73V129H81ZM97 128H98V131L96 132V133H98V132H100V133H105V131H104V129L105 128H108L107 126H97ZM121 128V129H120ZM125 128V129H126ZM229 128V126L227 127V129L226 130H230V129H228ZM39 129V128H38ZM137 129H139V131H140V133H137ZM173 130H168V131H172V133H173ZM191 130H192V132H191ZM24 131H26V130H24ZM84 131V129L83 130H80L79 132H78V134L80 133V132H83ZM38 131L36 130V131H34V130H30V132H28L27 133V135H25L26 137H28L29 136V140L31 139L30 137L32 136H34L35 137V134L37 133ZM40 132H42V131H40ZM84 132H88V131H84ZM256 132V129H254V133ZM32 134V135H29V134ZM172 133H170L171 135H172ZM169 134V135H170ZM142 135V136H141ZM171 135H170V137H171ZM80 136H82V135H80ZM102 136H104L105 137V135H102ZM117 135H116V131H115V133H114V143H117V137H116ZM106 137H110L109 136V134H107L106 133ZM120 137H124V136H119V140H120ZM142 137V138H141ZM238 138H236L234 141L236 142V141H238ZM250 138L252 139V137L250 136ZM261 138H262V136H261ZM32 139H34V138H32ZM37 139V138H36ZM39 139V138H38ZM130 139H131V137H130ZM173 139V138H172ZM213 139V140H212ZM109 140V139H108ZM255 140V144H254V142H253V140L251 141V144H252V148H255V149H257L258 151H259V149H260V147H258L259 145H258V141H257V139H254ZM33 141H36L35 139L33 140ZM137 141V142H136ZM197 141V140H196ZM196 141H194L195 142V144H196ZM228 142H229V140H228ZM40 145H43V144H39V146ZM147 145H148V147H147ZM257 145V146H256ZM92 146V145H91ZM91 146H90V148H91ZM169 147V146H168ZM174 147H175V150H174ZM228 147V148H227ZM219 148V149H218ZM246 148H245V150H246ZM54 148H53V146H51L50 148H49V150H47V152L49 153L50 151H52ZM187 150V151H186ZM244 150V151H245ZM147 151H149V153L147 152ZM221 152V151H220ZM238 152V151H237ZM224 153V154H225ZM239 153V152H238ZM245 153L248 155V153L245 151ZM54 154V153H53ZM127 154V151H126V153H125V155ZM135 154H138V156L135 158L134 157V155ZM234 154H236L235 153V151H234V153L232 154V156L234 155ZM143 156L142 158L143 159H139V156ZM178 155V156H177ZM241 155V154H240ZM255 155H257L258 157L260 156V155H262V154H255ZM110 158H111V156L110 155H108ZM183 157L182 159H180V157ZM212 156H214L213 158H212ZM53 157V156H52ZM55 157H58V154L56 153L55 154ZM168 158V159H167ZM212 158V159H211ZM243 158V157H242ZM42 159V157H38V160H41ZM197 159H199V158H197ZM197 159H194L193 160V162H197ZM207 159V160H208ZM200 160V159H199ZM207 160L206 161H203L204 163H206L207 162ZM166 162V163H165ZM234 162H238V161H234ZM188 163V164H187ZM135 164H131L132 165V167H131V169L129 170V171H124L125 172V174H127L129 177L130 176H137V170L135 169V167H133ZM217 164V166L218 167H220V165H219V162L218 163H216ZM81 165V164H80ZM169 165H172V163H171V161H170V164ZM168 165V166H169ZM142 166V165H141ZM141 166H139V165H136V168L137 167H141ZM191 166H193V164L191 163V161H189V158L187 159V162H186V164L185 165H183V168L184 169H186V170H188V169H190V167ZM216 166V167H217ZM254 166V167H253ZM121 167V169H122V166H120ZM152 166H150V168H151ZM170 167V166H169ZM255 173L253 174V176L254 177H256V176H259L260 174L261 175H263V178L262 179H259V180H257V179H253V178H250L246 173H243L240 177H238V178H235L236 176V172H234V174L232 173L233 172V170H229V172H230V174L231 175H233L232 177H231V180H233L236 184H234V182H230V181H227L228 183H227V187L225 188V190L223 191V192H219V195H217V198L216 199H213L214 197H208V195H210L211 196V193L209 194V193H206L207 195H205V197H207V199H208V202H209V204L210 203H212L213 202V200L214 201H219V203L221 204L220 206H219V208H218V206H217V204L214 206L213 205V208H207L206 209V206L204 207V209H201L200 211H199V209H197V208H199L200 206H202V204L201 203H199L198 205H195V207L193 208V209H197V210H195V213L194 214H190V217H189V215H188V219L187 220H191V219H194L195 218V220L194 221H199L198 223H196V224H193V225H205V226H208V223H210L211 225H215V226H210L211 228H217V229H219V228H222V230H224V227H223V225L222 224H220V223H218V222H215L216 220H219L220 218H227V221H228V219H229V217H230V215H231V213H234V207L232 206V205H236V206H238V203L239 202H249V201H254L256 204H257V202H258V200L260 201V203H263L262 201H264V196L262 197V198H257V196H255V195H252L251 194V191H247L246 190V188H244V186L239 182V179L240 178H244L247 182H248V180H247V178H250V179H252V180H255V181H257V182H260V184H264V182H263V180H264V170H262V171H260L259 169H257L258 168V166L257 167H255V165H254V163L253 162H251V164H250V166H249ZM142 168V167H141ZM154 168H155V166H154ZM136 170V172H132L133 170ZM204 169H207V168H204ZM158 169H154V173H158L159 171H157ZM89 169L88 170H86V169H83V168H77V174H78V177H77V179L75 180V181H73V182H67L66 180H61V181H59L60 182V184L62 183L63 184V186L65 187V190H68V194H71L72 196H74V193L76 192H80V191H77V189H83L82 191H83V193H82V195H84L83 197H87L85 200H87L88 198H89V191L90 192H95L96 194H97V192H98V185H100V184H102L104 181H109V180H107L108 179V177H107V175H98L94 180L93 179H90L89 177H88V173H89ZM123 172V173H124ZM200 173H203V167H200V171L196 174V175H194V176H197V175H200ZM116 174V175H115ZM114 174V180L113 181H116V183H117V185L119 186V183H120V181H119V176H121L122 177V174L121 175H119L118 174V171L116 172ZM229 174V175H230ZM259 174V175H258ZM244 175H246L245 177H244ZM151 176H153L152 174H151ZM219 176V175H218ZM162 177L163 176H161V178H153L154 179V181H156V183H157V181L158 180H161L162 179ZM220 177V176H219ZM150 178V179H149ZM149 178L147 177V179H149V180H151L152 178L149 176ZM199 178H200V176H199ZM193 179H197V177H193ZM141 180V179H140ZM201 180V179H200ZM200 180H197L198 182H199V184H200ZM125 181V180H124ZM153 181V180H152ZM59 182H57L58 184H59ZM109 182H112V180H110ZM138 182H140V181H138ZM224 182V181H223ZM223 182H222V184H223ZM220 183V179L217 181V184H219ZM249 183V182H248ZM66 184H68V186H66ZM138 185H139V183L138 184H134V182L133 183H131V184H127V183H125V186H133L135 189L138 187ZM240 185H242V186H240ZM155 186V185H154ZM238 187H240V188H237ZM244 188V189H243ZM235 189V190H234ZM249 190V189H248ZM224 192H226V193H224ZM250 192V193H249ZM220 193H222V195H220ZM224 194H225V196H224ZM86 195V196H85ZM228 195V196H227ZM222 196H224V197H227L226 199L225 198H223ZM229 197V198H228ZM198 198V196H196V199ZM84 200V201H85ZM203 202V201H202ZM226 204V206H228V207H226V209L227 210H225V209H223V208H221L223 205H225ZM263 205V204H262ZM260 208L261 207V205H258L257 204V207H253V209L252 210H254V209H256V208ZM89 209H91V211H87V213L88 214H92L93 213V211H94V207H93V205L92 206H90V208ZM88 209V210H89ZM209 209V211H208V214L206 213V212H204L205 210H208ZM225 210V211H224ZM199 213V214H198ZM214 213V214H213ZM196 214H198L197 216H192V215H196ZM207 215H209V216H211V217H213V218H211V217H209V216H207ZM96 219H98V220H101V221H103V217H102V215H100V214H97V217H96ZM244 218H242V216H240L239 215V217L236 219V221H237V223L238 224H240V222H241V220H243ZM215 220V221H214ZM166 221H168L167 222V224H166V226H167V232H166V243H167V245L169 246L170 245V241H172V240H174L175 242H177V236L178 235H180V234H183V233H186V231L188 232L189 231V229H192V226L189 228H186V227H184V225H182V224H184V222H185V220H180V219H172V220H166ZM221 221V220H220ZM93 221H89L88 223L90 224V223H92ZM87 223V224H88ZM185 224H187V223H185ZM232 224V223H231ZM230 224V225H231ZM82 227H81V225L80 224H78V222H77V224H76V226L75 227H73L72 229H71V231L73 232V234H75L76 232L75 231H78V230H80ZM198 228H200L199 226H198ZM239 230L237 231V229L235 228L234 229V227L233 226H231V227H229V229L227 230V232H226V238H225V240H224V242H223V246H225V248H228V245H230V240H229V238L227 239V237H230V239L231 240H233L232 239V235L233 234H240L241 236H246V237H248L249 238V240L245 243V244H243L244 242H243V240L244 239H242V237L241 236H236L237 237V240L238 241H240V242H242V244H239V246L240 247H238V249L236 250L235 249V251H236V253H239L240 255H244V256H246V254L248 253V248H250V246H252V245H249V244H251V243H253V244H258V240L260 239V241H261V243L262 244H264V227H261V228H259V231L257 230V232L255 233V235L254 234H250V235H247V234H245V233H247L248 231H246L245 230V228H243V227H241L240 225L237 227ZM114 230H116V228L114 227L113 228ZM83 231H85V229L83 230ZM105 233H107V229L105 230ZM93 234L95 235V240L96 241H98V240H102L103 242H105V240L103 239V237H97V234H96V232H93ZM99 235H100V233H99ZM171 237V239L172 240H169V238ZM256 238V239H255ZM256 240V243L255 242H253V241H255ZM142 241V240H141ZM168 241V242H167ZM235 241H236V239H235ZM74 242V241H73ZM161 243V241L159 242V244ZM164 243H165V240L163 241V243H161L160 244V246H162V245H164ZM159 246V247H160ZM125 247H127L128 248V246L127 245H125ZM254 248V247H253ZM129 249V248H128ZM194 250H193V252L192 253H195V251H196V249L195 248H193ZM78 250L80 251H82V248L81 249H77L76 250V255L73 257L74 259H78L79 260V258H81L82 256H78L77 255V252H78ZM232 249H229V251H231ZM235 251H233V253L235 252ZM73 252H74V250H73ZM110 252V251H109ZM156 252V250L154 251V253ZM224 253H225V250L223 251ZM232 254V253H231ZM193 254H191V252L189 253V255H188V257H191ZM230 255V253H226V255L225 254H223V258H224V256L225 257H227V256H229ZM259 256V255H258ZM59 257V256H58ZM261 257V256H260ZM148 258H150V257H148ZM114 261L113 259H112V256L110 255V257L108 258V259H104L105 261V264H113V262L111 261ZM78 260H76L75 262H77ZM102 260V259H101ZM147 260V259H146ZM145 260V261H146ZM74 261V260H73ZM143 262V261H142ZM142 262H139L138 261V263H136V264H142ZM144 263V262H143ZM85 264H89L88 262H86L85 261ZM262 264H264L263 263V261H262Z\"/></svg>","mask_w":264,"mask_h":264},{"label":"bare ground","instance_id":"obj_4","mask_svg":"<svg viewBox=\"0 0 264 264\" xmlns=\"http://www.w3.org/2000/svg\"><path fill=\"white\" fill-rule=\"evenodd\" d=\"M10 0H7L6 2H5V5H4V7H5V12L7 13V14H10ZM72 17V21L74 22V24L75 25H80V22H78V19L75 17V15L74 16H71ZM69 19V18H68ZM68 19H67V21H68ZM66 21V22H67ZM78 23V24H77ZM68 23H66V27L67 28H69V32H71V30H73V29H75V28H70V26H68L67 25ZM68 32V33H69ZM77 36H79L78 34H79V32L77 31ZM67 36H69V35H71L70 33L69 34H66ZM65 35V36H66ZM66 36V37H67ZM237 36H234V37H231L229 40H228V44L232 41V47L234 46V39L236 38ZM242 38V37H241ZM243 40V39H242ZM244 42H246V41H244ZM24 43V45H22V47L21 48H19V51H24V48H26V51H27V49H28V44H26L25 42H23ZM247 44H249V42H246ZM251 44H253V42L251 41ZM228 47V46H227ZM226 50H227V48H226ZM255 51H257L256 49H254ZM243 52H244V50H243ZM259 53H260V51H259ZM25 54V53H24ZM108 54H110V52L108 53ZM239 56H236V58H233V60H232V63L231 64H229V62L227 61L229 58H226V57H224V58H222V59H226V64H225V61H222L221 63H222V65H223V69L224 68H227V67H229L230 65H234L235 67H237L235 70L236 71H238L239 69H240V66L237 64V61L238 60H241L240 59V56H241V54H239V53H237ZM245 55H244V57H246L247 56V52H245L244 53ZM263 54H264V47H263ZM94 55V54H93ZM243 56V55H242ZM109 57V58H108ZM102 58H101V56H99V55H97V57H96V60L97 61H99V62H106V63H108L109 64V61H111V56L109 55V56H106V58H105V60L103 59L102 61ZM20 62V60L18 61V63ZM10 64V62H8L7 63V65H4V66H1V68H0V70H2V68L4 67V68H6V66H8ZM227 65V66H226ZM224 66H226V67H224ZM222 69V70H223ZM194 70V69H193ZM221 70V72L223 73V74H225L224 73V71H222ZM195 71V70H194ZM235 71V72H236ZM233 72V71H232ZM232 72H231V74H232ZM235 72H233V74H235V76H232L231 74H229V76H227V77H230L228 80H227V83H228V85H236L237 87H239V84H240V81L239 82H237L238 80H240V77H242V75H241V72H239V74L237 75V73H235ZM8 73H10V75L11 76H14V75H16V74H18V73H20L19 71H18V69H12L11 71L10 70H8L4 75H2L3 77H4V80H5V82H6V84H9V85H7L8 87L9 86H13L14 85V88L12 87V89H13V92L14 91H17V92H19V93H21V94H23V92L24 93H28V89H27V91H24L23 89H21V84H19L17 81H14L13 83H12V85H10V81L6 78V75L8 74ZM169 73V72H168ZM168 73H164L165 75H164V78H167V75H168ZM83 75V74H82ZM171 75V74H170ZM173 76H174V74H172ZM84 76V75H83ZM172 76V77H173ZM21 74H20V79H21ZM171 77V76H170ZM169 77V78H170ZM172 77H171V79H172ZM196 77V76H195ZM160 78H162V77H159L157 80H155L154 82L155 83H152V92H153V94H155V96H157V91L156 90H158L157 89V87H159V85H158V80L160 79ZM197 78V77H196ZM170 79V80H171ZM142 81V80H141ZM140 81V82H141ZM149 81H151V80H149ZM153 81V80H152ZM139 82V83H140ZM27 83V81L23 84V85H27V87H28V83ZM113 84H115L114 82H112ZM172 83H173V79H172ZM170 84V85H164L165 87H167V86H169L171 89L175 86V85H173V84ZM18 84V85H17ZM138 83L136 82L135 83V85H137ZM150 83H142V87H147L148 85H149ZM116 86H117V84H115ZM118 87V86H117ZM161 87H163V86H161ZM175 87H177V86H175ZM120 88V87H119ZM155 88V89H154ZM135 89L137 90V92H138V95H139V90H138V87H135ZM134 89V90H135ZM161 89V88H160ZM134 90H131V93L134 91ZM143 90V88H141V91ZM178 90V89H177ZM144 91V90H143ZM156 91V92H155ZM179 91V90H178ZM155 92V93H154ZM149 94H150V92H148ZM97 95H98V97H99V99L101 100L102 98L104 99L103 101H105L106 102V107L107 108H109L110 109V111H113V112H115V111H117V113H118V115L117 116H115V117H112L111 119H109L110 121H108V122H106V123H95V124H93L92 122L90 123V125L91 124H93L94 126H92L91 127V130H93L94 128H95V125H96V127L99 125H101V126H107L108 127V131H109V140H104V136H102V135H98L97 137H93L92 139H91V141H87L86 142V140H80L77 144H75V145H73V147L71 148V149H75L77 152H82V153H86V152H92V153H94V149H98L97 147H92L91 145H93V142L94 141H96V140H101V141H103V143L101 144L103 147H105V145L107 146L108 144H113L114 145V148L115 149H118V145L120 144V143H127L128 142V145L130 146L131 144L129 143V141L131 140L130 139V137L132 138V136H129V135H131V133H130V130H128L129 128H126V129H124V131H123V133H122V135L125 137V138H122L121 140H119V139H117V143H114V133H115V131H116V135L117 136H119L120 134H121V131H119V130H116V129H114L115 128V125L117 124V122H119V121H122V122H124L125 121V125L126 124H131V121H133V118H132V120H129V119H126L128 116H129V114L131 113L132 115L133 114H135V113H137V112H139V111H137V108L138 107H136V111H133V109H134V105H133V107H132V109H131V111L130 112H128L127 114V116H125V115H122L121 116V112H119V110H120V108L119 107H121L122 105H123V99L121 98L122 96H127V97H131L132 95H134V94H129V96H128V94H124V92L123 93H121V94H114V93H109L106 97H104L103 96V94H98V92H97ZM169 95L171 96V95H173V93L171 92V93H169ZM170 96H168L167 97V100H168V102H172L171 104H176L178 101H179V97H178V101L176 102L175 100L177 99L175 96V100H173V101H171L169 98H170ZM147 97V96H146ZM148 99H150V97H147ZM1 101H2V103H4V101L5 100H3V98L1 99ZM165 103H167L166 101H165ZM109 105H111V107H109ZM185 108H190V107H188V105L186 104L185 106H184ZM184 108V109H185ZM79 109H80V107H79ZM79 109L77 110V112H79ZM111 109H113V110H111ZM184 109L182 110V112L179 114V116L178 117H180L181 119L183 118V115H184ZM191 109V108H190ZM146 110V109H145ZM192 110V109H191ZM91 111H94V110H88L87 109V113H89V112H91ZM147 111H149L151 114H152V112H154V114L155 115H157L158 117H160L161 115H165L166 114V112L163 110V111H161V112H159V113H155V111L153 110V109H149V108H147ZM84 112H82V116L84 117ZM120 114V115H119ZM262 114H264V113H262ZM262 114H260V119H257V117H252V119H251V123H249V127L251 126L253 129H256V134H258L257 132H259L260 133V138H261V132H264V127H262V124H264V119H262L261 118V115ZM79 115V114H78ZM77 115V118L75 119V120H78V116ZM80 115V117L79 118H81L82 116ZM177 117V118H178ZM174 118V117H173ZM187 118H190L189 116H187ZM0 119H1V121L4 123V124H6V123H8L3 117H0ZM82 120H84V118H81ZM116 120V121H115ZM230 120H232V118L230 119ZM239 120H242V121H244V123H245V120L244 119H239ZM213 121H216V123H214L213 124ZM220 121H224V123H226V121L225 120H217V118L213 115V117H211L210 118V120L209 121H207V122H209V123H211V125H210V128H208V132H209V130L211 129V127L212 128H221V130H226L227 129V127L229 126V128L228 129H230V130H228V132L229 133H231L232 132V128H231V123L229 124V125H225L224 123H220ZM143 122H147L148 123V125L151 127L152 125H150L149 124V122H148V120H146V118H144L141 122H140V124L139 125H141ZM133 123V122H132ZM229 123V122H228ZM243 123V122H242ZM253 123V124H252ZM81 124H82V121H81ZM80 124V125H81ZM252 124V125H251ZM79 125V126H80ZM138 125V126H139ZM223 125H225V126H223ZM130 126V125H129ZM192 126V125H191ZM241 125H236V127H235V129L238 131V128L239 129H243L242 127H240ZM246 126V125H245ZM246 127V128H249V127ZM193 127V126H192ZM194 128H196V127H194ZM203 128L204 129H207V128H205L204 126H203ZM190 129V128H189ZM24 130H26V131H23V133L25 134V135H27V133L28 132H30V130H27V129H24ZM39 133H41L43 136H45V137H49L50 135H51V132L50 133H47V132H45V131H43L42 129H36ZM36 130H34V131H36ZM91 130H84V131H90V133L92 132ZM169 130H172V129H169ZM200 130H202V127L200 126V129L199 130H197V129H195V131H197V132H200ZM40 131H42V132H40ZM80 132V135H84L85 133H88V132ZM144 131H146V132H148L149 130H147V125L145 124L144 125V129H143V132ZM153 132H148V134L150 135V137H149V142H150V145H149V147H150V150L151 151H155V148H157L156 146L158 145V144H160L162 141H167L168 139H169V137H170V133H172V131H166V132H159V129L157 130V129H154V130H152ZM261 131V132H260ZM137 133H140V131H139V129H137ZM170 134V135H169ZM242 134V132H239V135H236V134H234V135H232V140L234 141L236 138H238V137H240V135ZM122 135H120V136H122ZM136 135V134H135ZM200 134H198V135H195L194 134V137H193V139L194 140H192V141H196V144L194 145V147H192V149H193V152H192V150H190V151H187L186 153H185V157H186V159H185V161L187 162V159L189 158V157H192V159H189V161H191V162H193V160L194 159H197V158H199L200 159V161L202 162V163H204L203 161H206L207 159H208V155H207V152H206V149H204L203 148V146H202V143H201V138H200V136H199ZM116 136V137H117ZM142 136V135H141ZM174 136L173 135H171V139L173 138ZM31 139L33 138L32 136L30 137ZM37 138V139H36ZM38 136H35V140L37 141L38 140ZM138 137H136V140L138 141V142H140L141 144H142V142L141 141H139L138 139H137ZM15 139H17V136H15ZM27 139L29 140V136L27 137ZM33 140L34 139H32V142H33ZM170 140V139H169ZM168 140V141H169ZM239 140H241V139H239L238 138V141ZM29 141H31V140H29ZM35 141V142H36ZM47 142V141H45V140H40V142ZM58 142H61V139H59V140H57ZM57 141H56V143H57ZM167 141V142H168ZM39 142V143H40ZM131 142H133L132 140H131ZM206 145V146H208V144H207V142L205 141V142H203V145ZM77 145H80L81 146V148H77ZM90 146H91V148H90ZM129 146H127L126 148H125V151H127V154L123 157V161H122V164H120L119 165V163H118V159L116 160L115 159V161H117V164H118V166H122V169H121V167H119V169H120V171H118V174L119 175H121L122 174V178H123V180H128V175L127 174H125V172L126 171H129L130 169H131V167H132V165L131 164H135L134 163V161L132 160V156H129V151H128V147ZM162 146H164V144H162V145H160L159 146V149H158V152H159V150L161 149V147ZM263 146H264V141H263ZM147 147H148V145H147ZM171 147L172 146H169V147H167V150H166V152H169V150L171 149ZM113 148V147H112ZM144 148V147H143ZM219 149V148H218ZM49 150V149H48ZM174 150H175V147H174ZM68 151V150H67ZM67 151H65V152H67ZM148 153H149V151H147ZM157 152V153H158ZM64 153V152H63ZM174 153L175 152H173L172 151V149L170 150V154H169V157H170V161H172V159L173 158H175L174 157ZM219 153H220V160L218 161V160H214V162L215 161H217L216 163H218L219 162V165H220V167H218L217 166V164L216 163H212V164H209V161H210V159H208L207 160V162L206 163H204L205 165H206V167L205 168H207L206 170L207 171H209V172H214L215 174H217V175H219L220 177V182H223L224 180H226V181H230V182H234L233 180H231V177L233 176V175H231L230 174V172H229V170H230V168H228V165L230 166L231 164H233V163H237V164H240V165H242V164H244V166L246 165V164H248L247 165V167L248 168H250L249 166H250V164H251V162H253L254 163V165H255V167H257L258 166V168L257 169H259L260 171H262V170H264V153H260V154H262V155H260L262 158L259 160V161H253V159L252 158H248V159H246L247 161H244L243 160V158L242 157H240L241 155H240V153H238L237 151H235V153L236 154H234L233 156L231 155V157H230V159L228 160V161H226L225 160V158H224V156L221 154V152H220V150H219ZM166 154V153H165ZM164 154V155H165ZM256 154H259V153H256ZM88 156H92L91 154H87ZM164 155L163 156H161V157H164ZM69 156H71V153L69 154ZM96 156V155H95ZM138 156V154H135L134 155V157L136 158ZM159 156V155H158ZM178 156V155H177ZM253 156V155H252ZM143 156L141 155V156H139V159H143L142 158ZM214 156H212V158H213ZM183 157L181 156L180 157V159H182ZM211 158V159H212ZM168 159V158H167ZM184 159V158H183ZM199 159H197V160H199ZM251 159V160H250ZM158 159H154V160H152V161H149V162H147V161H139V164H135L133 167H135V169L137 170V168H136V165H139V166H141L142 168L138 171V172H136V170L134 169L132 172H136L137 173V177H139L140 179H141V185L140 186H142V187H144V188H148L149 186H151V187H153L155 184H156V181H154V179L153 178H161V176H163V177H165L164 176V174L167 172V170L168 171H170L171 170V166L172 165H169L170 164V161H168L169 163H166L167 165H166V167H168L167 169H164V168H162V167H158L159 166V164H161L162 163V161L164 160H162V161H157ZM234 161H238V162H234ZM159 163V164H158ZM180 163H182V160L180 161ZM188 164V163H187ZM170 167H169V166ZM150 166H152L151 168H150ZM154 166H155V168H154ZM217 166V167H216ZM154 169H158L157 171H159L158 173H154ZM251 169V168H250ZM125 171V172H124ZM231 171V170H230ZM242 171V170H241ZM251 175H249V174H247V172H243V173H246L250 178H255V179H257V180H259V179H262L263 178V175H259V176H256V177H254L253 176V174L255 173L252 169H251ZM124 172V173H123ZM232 172V171H231ZM141 173H144L145 175H141ZM243 173H241V174H239V173H235L236 175V177L235 178H238V177H240ZM115 174V173H114ZM151 174L153 175V176H151ZM230 174V175H229ZM234 174V173H233ZM116 175V174H115ZM149 176L152 178L151 180H149L150 178H149ZM246 175H244V177H245ZM147 177L149 178V179H147ZM162 177V179L161 180H158V181H162V180H164V182H166V179H164ZM250 178H247V180H248V182L244 179V178H240L239 179V182L244 186V188H246V190L247 191H251V194L252 195H255V196H257V198H262L263 196H264V191H261V189L262 188H264V184H260V182H257V181H255V180H252V179H250ZM139 179V180H140ZM138 180V181H139ZM153 180V181H152ZM133 182H136V181H129L127 184H131V183H133ZM263 182H264V180H263ZM143 183H145V185L143 184ZM234 184H236L235 182H234ZM242 185H240V186H242ZM242 186V187H243ZM243 188V189H244ZM249 189V190H248ZM217 190H218V192H220V186H218V188H217ZM206 193H209V192H206ZM205 193V194H206ZM250 193V192H249ZM205 194L203 195V198H205L206 199V202L204 203V205H206V207L207 208H211L212 207V205H213V202L212 203H210L209 204V202H208V199H207V197H205ZM220 195H222V193H220ZM224 196H225V194H224ZM224 196H222L223 198H227V197H224ZM228 196V195H227ZM208 197H213L212 195L210 196V195H208ZM229 198V197H228ZM263 203H260V201L258 200V202H257V204L258 205H261V207L259 208H256V209H254V210H252L253 209V207H257V204L254 202V201H249V202H239L238 203V206H236V205H232L233 207H234V210L235 211H240V209H243V210H245L244 212H241L242 213V216L244 217V219L243 220H241V222H240V226L241 227H243V228H245V230L246 231H248L247 233H245V234H247V235H250V234H254L255 235V233L257 232V230L259 231V228H261V227H264V212H261V211H259V209H262V208H264V201H262ZM263 204V205H262ZM226 207H228V206H226V204L225 205H223L221 208H223V209H225V210H227L226 209ZM229 208V207H228ZM199 214V213H198ZM198 214H196V215H192V216H197ZM214 214V213H213ZM190 217V216H189ZM188 216H185L183 219H180V220H185V222H184V224L187 222V221H193L194 219H191V220H187L188 218H189ZM246 218V219H245ZM94 221H96V226H99L100 224H102V223H100V222H98L97 220H94ZM93 221V222H94ZM105 225V224H104ZM192 225H190L189 226V228L191 227ZM200 228H198V227H192V229H189V231L187 232V233H183V234H180L179 236H177V242H176V244L174 243V241L171 239V238H169V240H172V241H170V245H172L173 244V246H176V253L177 254H181L180 255V257H178L177 255L176 256H174V257H172V258H170L169 259V261L167 262V263H163V264H177L179 261H180V258L183 256V259L184 258H189L188 257V255H189V253L191 252V254H194V253H192L193 252V246H194V244L195 243H200L199 242V240L200 239H204V237H207L208 238V236H211V237H213L214 239H215V234H214V231H212L211 230V227L210 226H203V225H198ZM104 228H106V229H109V226L108 225H106ZM85 229V231H86V229H87V226H86V228H84ZM83 229V230H84ZM214 229H216L217 231H219V232H223V236H222V240H223V242H224V240H225V238H226V233L222 230V228H219V229H217V228H215L214 227ZM84 231V232H85ZM102 231H103V228H101L100 227V229L98 230V231H96V234L97 233H100V235H99V237H102ZM94 232V231H93ZM215 235V236H214ZM140 237V239L143 241V242H146V241H151V240H154L155 239V237H156V233L155 232H153L152 234H150L148 237H142V236H139ZM229 237H227V239H228ZM103 239H106V235H104V238ZM166 239L167 238H165V243H164V245H162V246H160L157 250H156V252H157V254L158 255H165V254H167L168 252H166V251H161L162 249H164L165 247H168V245H167V243H166ZM256 239V238H255ZM168 242V241H167ZM253 242H255L256 243V240L255 241H253ZM119 244V247H117V248H115L114 249V252L116 253V254H120L124 249L125 250H128V248L127 247H125V244L124 243H118ZM175 244V245H174ZM251 244H253V243H251ZM250 244V245H251ZM207 245V246H206ZM206 245H204V246H199V247H197L196 249L199 251V253H201L200 255H199V257H197L196 255L195 256H193L192 257V259L191 260H189L188 261V264H199V259L198 258H200L201 257V255L203 254V253H205V252H209V249L211 248V246L209 245L208 246V244H206ZM237 250V249H236ZM233 251H235V249L233 250ZM232 251V252H233ZM155 252V253H156ZM234 257H233V259H231V261H235V262H242V261H249V263L250 264H259V260H258V258L260 257V256H258V254H257V248H253V246H250V250L248 251V253L246 254V256H243V255H240L239 253H236V251L234 252ZM152 255H150V256H148V257H151ZM83 257V256H82ZM81 257V258H82ZM225 257V256H224ZM237 257H239V258H237ZM218 259H221L222 260V262L224 263V264H226L227 263V259H224V258H222L221 256H219L218 257ZM251 259H254L253 261H251ZM73 260L74 261H76V260H78V259H74L73 258ZM149 260V258L146 260V261H148ZM196 260V261H195ZM139 262H142V261H139ZM137 263H138V261H137ZM222 263V264H223ZM140 264V263H139ZM218 264H220V263H218Z\"/></svg>","mask_w":264,"mask_h":264},{"label":"built area","instance_id":"obj_5","mask_svg":"<svg viewBox=\"0 0 264 264\" xmlns=\"http://www.w3.org/2000/svg\"><path fill=\"white\" fill-rule=\"evenodd\" d=\"M30 1L33 2V0H30ZM126 1H130V0H126ZM207 1L208 0H192L191 1L192 10H199V9H202V8L203 9L213 8L214 5L212 3H211V5L210 4L207 5ZM248 1H249V4L251 3L250 4L251 5V9L245 10V9L241 8L239 10L238 15H237V20L235 22H230L229 23V33L230 34H228L226 36V38H225L224 53H222V54H219V53L213 54L212 53L211 56H210L211 59L217 60V62L219 64V70H220L219 75H220V77L222 79V82L224 83L225 86L230 87V88H239L240 87L241 82L243 80V74H242V72H243V69L245 67H248V66L257 67L261 63H264L263 47H260V48H257L256 47V45H264V41L255 40L253 38L255 32H258L259 34L264 35V33H262V31H261V29L264 28V0H248ZM24 3H27V1L26 0H10L11 9H10V14H8L10 16V17H8V19L10 18V20H11V17H13V16L19 17L22 14V12L26 13L27 10L32 7L31 2L30 3H27V6H25ZM215 3H217V0H216ZM243 5H242L243 7H247L246 6V3H244ZM235 6L237 8L238 7H241V5H235ZM4 9H5L4 5L3 4H0V10L2 11L1 14H4V12H5ZM85 19H87V17L82 18L80 20V26L76 29V31L79 32V35L80 36L85 32V29H86V20ZM4 23H6L5 20L0 21V25H3ZM193 25H198V27L193 28ZM200 27H201V24L199 22L192 21V22L189 23V26L186 27V31L188 33H191L192 31H194L195 29H199ZM175 31L178 32V33L179 32H183L182 29H180V31H178V30H175ZM234 33H237V37L234 39V46H233V50L234 49L236 50L235 51L236 54H233V52H230V54H232V57L237 56V53H239V54L242 55V51L244 50V51L247 52V56L244 57V58L248 61L247 64L244 63L243 60H238L237 61V64L240 66V69L238 71H236L235 73H237V75H238L239 72H241V75H242V77H240V80H239L240 81L239 87H237L236 85H231V86L228 85L226 79H229L230 77H226V75L221 72V70L223 69V65L221 63V59L224 58V57H229V54H227L226 53L227 51H225V49L227 48V46H229L228 45V37L231 38ZM70 34L71 35H69V36H67V37H65L63 39V41L61 43L63 46L64 45L66 46L67 43H70L74 39H76V38H74V36H75L74 34H72V33H70ZM246 34H250V37H251L250 40L253 42V44H251V42H249V44H247L246 42H244L242 40L241 36L246 35ZM32 35H33L32 38L30 36V38L28 40L24 41L26 44H28V49H27V51L25 52V54L23 56H22V53H21L20 60L26 61L29 58V53H30L29 50H32L33 48L38 47L43 42L42 35H41L40 30H35L32 33ZM114 39L115 38H111L110 40H114ZM180 39L181 40L183 39V35H180ZM110 40H108V44L110 43L109 42ZM22 43H23V41L20 40V41H18L16 43V45H18L19 48H21L22 47ZM162 43H164V42H162ZM81 45H83V43H81ZM165 45H168L169 46L168 47L169 49L175 48V51L177 49L176 45L174 43L170 42V41H167V43H165ZM192 45H193L194 51L196 52V53H194V55L196 57H199L201 55V53L198 50V47L200 45H199V40H198V38L196 36L193 37ZM111 49L114 50V51L117 50L116 48H111ZM249 49H252V51L249 52L248 51ZM254 49H256L257 52ZM90 50H92V49L90 48ZM14 51L15 50H12V52H14ZM259 51H260V53H259ZM80 53H81V50L80 49H78L77 52H74L72 50L70 52V56H72L73 59H76L78 61H82L81 62L83 64L82 67H80L81 64L80 65H77V67H78L77 73H79V75L81 74L80 76H83L82 75L83 74L82 73V69H83V66H86V69L89 67V71H88L89 72L88 73L89 75L87 74L88 77L89 76H92V75L93 76L95 75L99 79L100 78H103L104 79V77H105L104 76V73L106 72V68H108V69H110V68H109V66H105L106 68L102 67L100 65V62L96 60L97 55L100 56V54L103 53L102 48H100L99 50H96L95 51L96 54L94 56V61H92V63H91V61L89 59L90 57H85L84 58L82 54L79 55ZM125 54H126L125 52L118 53L119 56H123ZM175 56H178V55L176 54ZM103 58L105 59V57H103ZM111 58H112L111 60H113L114 62H117V61L119 62L121 60L116 55H113ZM174 58L172 60H174ZM73 59L72 60L67 59L68 63H72ZM87 59H89V60H87ZM19 64H21V62H19ZM17 67L20 68L21 65H18ZM0 68H1V66H0ZM236 68L237 67H235V69ZM96 70L99 71V72H96ZM210 70H211V74L210 75L212 76V74L215 73L214 66H212L210 68ZM5 73H6L5 69L0 70V75H2V74L4 75ZM24 76H25V74H24ZM22 77H23V75H22ZM66 77L68 78V81L71 80V82L69 83V85L72 84V86H73V83L74 82H73V79H72L71 74L70 73H66ZM106 80H107V78H106ZM110 81H111V79L108 80V83ZM69 85H65L64 88H63V90L60 92V94H61V102L62 103H65L62 100V99H64L65 96L68 97L67 100H69V98L71 96L73 103L75 101L74 95L70 94L71 89H70ZM12 87L14 88V86L8 87V86L2 85L0 87V92H4V91H6V88H9V90H11L13 94H17V91H14L13 92ZM78 92L80 93L81 98H84L85 97V95L83 94V91L82 90H79ZM35 101H37V99ZM49 106H51V105H49ZM96 106L97 107H95V106L94 107L93 106L92 107H89L88 104H81L80 103V112L81 113L84 112V113L88 114L87 113V109H88V110H94V111H96V113H98L97 112L98 111L97 108L99 107V105H96ZM78 109H79V107L74 108V106L72 104L67 107V109L63 113V115L66 118V122L68 124H71L74 128H77V127H80L81 126V127H84L85 130L91 129L90 123L91 122L94 123L96 121L93 118H89L88 121L82 120V124L80 126L79 125H76L75 123H73L75 121V119L77 118V115H78L77 110ZM21 111H24V114L25 115H28V117H31L32 118V121L35 120L33 116L36 115V113H37L36 110L35 111H32V110H28V109H25V108H20V112ZM91 112H89V113H91ZM55 113L56 112L54 110H52V114H55ZM259 116L260 115H257L256 117H259ZM83 118L85 119V117H83ZM20 121L23 122V120H20ZM58 123H59V126L62 129H64V130L66 129V127L63 125L62 122H58ZM34 124H35V122H34ZM24 125H25V128L27 129L28 122L25 123ZM0 126H2V127L5 128V125L4 124H0ZM91 131H92L91 132L92 134H95V131L94 130H91ZM92 134H90V135H92ZM74 136L77 137L79 140H82V138H85L84 135L83 136H80V133L78 134V132H75L74 133ZM117 138H119V137H117ZM59 139H61V138H57V140H59ZM108 139H109V137H105V140H108ZM120 140H121V137H120ZM75 144H77V142H75ZM99 146H101V144ZM127 146H128V143H127ZM127 146H125V148ZM119 147H120V145H118V148ZM71 148H72V146L69 147V149H71ZM107 148H109V147L107 146ZM43 151H45V148H43ZM12 156L15 157L16 155L15 154H12ZM104 157L106 159L107 156L104 155ZM97 158H99V156H97ZM33 160L34 161H37V158L36 157L35 158L34 157H31L30 159H28V162L33 161ZM90 160L91 159H89V161ZM40 164H41V166L44 169H51V167H52V164L49 161H42ZM101 164H104V161H101ZM85 166L95 167V166H99V165H97L95 162H92L91 164L85 162ZM105 167H107V166H105ZM120 184L123 185L124 182L121 181ZM213 197H214V199L217 198L216 196H213ZM102 217H103V214H102ZM121 221H124V219L117 220L116 222L113 223V226H115V228H116V225L118 223H120ZM139 225H141V224H139ZM141 227H143V226H141ZM116 230H117V228H116ZM142 235H144V231H142ZM145 238H146V236H145ZM256 248L260 249V254L262 256L259 257L258 260L260 261L259 264H262V261L264 263V257H263L264 251H262V249H264V248L261 245H259V244L256 246ZM247 250H249V249H247ZM124 252H125L124 254H127V250H124ZM234 255L235 254L232 252V254L229 255V260L233 259ZM229 260L227 261V263L229 262ZM253 260L254 259H251V261H253ZM241 263L242 264H249V261H242Z\"/></svg>","mask_w":264,"mask_h":264},{"label":"snow or ice","instance_id":"obj_6","mask_svg":"<svg viewBox=\"0 0 264 264\" xmlns=\"http://www.w3.org/2000/svg\"><path fill=\"white\" fill-rule=\"evenodd\" d=\"M36 2H37L38 4H44V3H45V0H36ZM210 2H211L213 5H215L216 0H210ZM9 7H10V9H11V6H9ZM15 18H16L15 16L11 17V19H15ZM3 27H4V25H0V29H2ZM196 27H198V25H193V28H196ZM111 43L114 44L115 41H112ZM117 47H119V45H117ZM164 47H165V48H168L169 46H168V45H164ZM256 47H257V48H260V47H264V45H256ZM170 50H171V51H175V48H172V49H170ZM248 51L251 52L252 49H249ZM105 55H107V53H105ZM240 59L243 60L244 63H246V64L248 63V61L244 58V56L241 55V56H240ZM109 67L111 68L112 66L110 65ZM21 75H23V74L21 73ZM3 79H4V77H3V76H0V80H3ZM17 82H18L19 84L23 85V84L25 83V80L20 79L19 77H17ZM109 83L112 84V81H110ZM140 83H143V81H141ZM148 83L151 84V83H155V82H154V81H148ZM112 86L115 88V91H116V93H117L118 95L121 94V93H123V92L125 91L123 88L115 87L114 84H113ZM93 87H94V86H93ZM133 87H139V84L134 85ZM69 91H70V90H69ZM17 95H21V93L18 92ZM23 95H26V96H27V93H24ZM139 95H140V96H144V95H146V93H145V92H140ZM177 95H182V93L177 92ZM121 98H122L123 100H127V96H122ZM32 99H33V98H32L31 96H27V99H26L24 102H25V103H29ZM64 99L67 100L68 97L65 96ZM153 99H155V97H153ZM169 99H174V98H173V97H170ZM3 100L7 101L8 103H12V101L8 99L7 95H5V96L3 97ZM0 104H2V101H0ZM109 107H111V105H109ZM184 111L187 112L188 109H185ZM232 119H233V120H239V117H237V116H233ZM257 119H260V117H257ZM8 123L10 124L11 121H8ZM73 123H75L76 125H80V124H81V120H75ZM145 123H146V122H145ZM213 123H216V121H213ZM220 123H224V121H220ZM0 127H2V126H0ZM262 127H264V124H262ZM50 131H51V130H50ZM29 135H32V134L30 133ZM51 135H52V136H55L56 133L52 132ZM172 135H173V136L176 135L175 131H173ZM236 135H239V133H236ZM261 135H264V132H261ZM33 138L35 139L34 136H33ZM48 138H49V137H45V136L41 135V136L39 137V139H38L36 142L39 143L40 140H45V139H48ZM141 138H142V137H141ZM169 139H171V137H169ZM13 142H15V141H13ZM102 143H103V141H101V140H96V141L93 142L92 147H98V146H99L100 144H102ZM58 144H59V142L57 141V145H58ZM107 146H108L109 148L114 147L113 144H108ZM241 147H244V145L241 144ZM77 148H81V146H80V145H77ZM41 151H43V149H41ZM70 153L73 154V155H76V156H80V152H77L75 149H69L67 152H64V153L61 154V156H60V160L63 161V160H65V159L69 158V154H70ZM0 159H3V157L0 156ZM189 159H192V157H189ZM104 160H105V157H104V156H99V158H97V156H92V157H91V160L88 161V163L91 164L92 162H95L97 165H100L101 167H104L105 165L101 164V161H104ZM30 163H33V161H30ZM171 163H172V164H175L176 161H175V160H172ZM182 163H183V161H182ZM80 167H81V168H84L85 165H84V164H81ZM253 167H254V166H253ZM141 175H145V174H144V173H141ZM169 175H172V173H169ZM258 175H259V174H258ZM139 179H140V178L137 177V176H130V177H128V180H126V181H124V182H125V183H128L129 181H138ZM53 188H54V189H59V188H61V185H60V184H56V185L53 186ZM77 191H80V189H77ZM140 191H141V194L143 195L144 193H147L149 190H148L147 188H141ZM261 191H264V188H262ZM205 195H207V194H205ZM92 198H93V197H92L91 195H89V199H92ZM213 199H214V198H213ZM103 207H104L103 205H99V204L97 205V208H99V209H101V210L103 209ZM88 211H91V209H89ZM240 211H241V212H244L245 210L240 209ZM259 211L264 212V208L259 209ZM46 223L48 224L49 228L55 229L57 235H60V234H61V229H60V227H58L57 224L53 223L51 220L46 221ZM73 223H75V222H73ZM186 223H189V224H190L191 221H187ZM123 225H124V221H121L120 223H118V224L116 225L117 230H119L121 227H123ZM105 226H106V225H104V224H100V225H99V227H101V228H104ZM69 227H71V225H70ZM95 227H96V226L93 225V226H92L91 228H89L87 231L83 232V233H82L83 237H89V236L93 233ZM145 231H147V229H145ZM216 235L219 236V235H220L219 232H217ZM97 237H99V233H97ZM76 243H77V244H80L84 249H88V248L90 247L89 243H86L83 239H77ZM213 243H215V240L213 241ZM169 247H172V245H169ZM63 248H64V245H58L57 248H56V251H57V252H61V251L63 250ZM209 251H210V252H215L216 249H215V248H210ZM262 251H264V249H262ZM77 255H78V256H83V255H85V253H84V252H79V251H78V252H77ZM237 258H239V257H237ZM40 259L43 260L44 258H43V257H40ZM73 264H75V261H73Z\"/></svg>","mask_w":264,"mask_h":264},{"label":"flooded vegetation","instance_id":"obj_7","mask_svg":"<svg viewBox=\"0 0 264 264\" xmlns=\"http://www.w3.org/2000/svg\"><path fill=\"white\" fill-rule=\"evenodd\" d=\"M199 176H200V178H199ZM194 177H197V179L195 180L198 184H199V182L197 181V180H200V182H201V184L202 183H207V184H210V182H211V179H210V177H208L207 179H206V176H205V174L204 173H200V175H197V176H194ZM208 180V181H207ZM227 181L226 180H224V184L220 187V192H223L224 190H225V188L227 187ZM201 184H199V187H200V189L203 191V190H205L204 188H202V186H201ZM237 188V187H236ZM238 188H240V187H238ZM237 188V189H238ZM230 223H232V221H231V219H229V224ZM229 224H226V227H228V229H229V227H231L232 226V224L231 225H229ZM237 229V231L239 230L238 228H236ZM238 236H241L240 234H233L232 235V239L233 240H231L229 243H230V245H228V248H227V253H232V251L234 250V249H236L237 247H240L239 246V244H242V242H240V241H238L237 240V237ZM242 237V239H244L243 240V244H245L248 240H249V238L248 237H246V236H241ZM235 239H236V241H235ZM229 249H232L231 251H229ZM249 249V248H248Z\"/></svg>","mask_w":264,"mask_h":264},{"label":"water","instance_id":"obj_8","mask_svg":"<svg viewBox=\"0 0 264 264\" xmlns=\"http://www.w3.org/2000/svg\"><path fill=\"white\" fill-rule=\"evenodd\" d=\"M69 31H70L69 28H67L65 25L62 26V29H61V41L63 40V38L65 37V35L68 34ZM261 31H262V33H264V28H262ZM71 32H72V33H75L76 31L73 29V30H71ZM69 33H70V32H69ZM18 47H19V46L16 45V44L13 45V46L11 47V50H15V51H14L11 55L6 54L5 56H3L2 59L0 60V66H4V65H5V61H6V59H7L8 57L13 58V61H14V62H18V60H19V58H20V56H19V51L17 50ZM223 51H224V50H223ZM225 51H227V50L225 49ZM256 52H257V51H256ZM222 61H224V59H221V62H222ZM96 71H97V70H96ZM115 159L117 160L118 157H115ZM155 250H157V249H155ZM155 250H153L152 252L148 253L147 256L153 255ZM145 258H146V257H145ZM145 258H142L140 261L145 260Z\"/></svg>","mask_w":264,"mask_h":264},{"label":"crops","instance_id":"obj_9","mask_svg":"<svg viewBox=\"0 0 264 264\" xmlns=\"http://www.w3.org/2000/svg\"><path fill=\"white\" fill-rule=\"evenodd\" d=\"M234 36H237V33H234V34L232 35V37H234ZM241 37H242V38H245L247 42H250L249 39L246 38V36L243 35V36H241ZM228 39H229V37H228Z\"/></svg>","mask_w":264,"mask_h":264}]
</instances>
